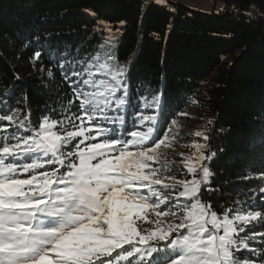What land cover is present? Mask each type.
Wrapping results in <instances>:
<instances>
[{"label": "snow or ice", "instance_id": "6c2138e0", "mask_svg": "<svg viewBox=\"0 0 264 264\" xmlns=\"http://www.w3.org/2000/svg\"><path fill=\"white\" fill-rule=\"evenodd\" d=\"M93 33L94 55L78 46L50 53L53 67L41 64L49 78L58 69L70 89L59 109L46 105L31 121L20 107H28L27 92L16 107L0 108V264H264V187L244 209L218 216L201 199L214 191L204 161L217 152L195 144L183 178L162 163L157 150L171 143L170 129L160 136L169 111L163 89L144 88L134 59L121 63L120 29L98 20ZM15 87L0 82L5 101Z\"/></svg>", "mask_w": 264, "mask_h": 264}, {"label": "trees", "instance_id": "16d2710c", "mask_svg": "<svg viewBox=\"0 0 264 264\" xmlns=\"http://www.w3.org/2000/svg\"><path fill=\"white\" fill-rule=\"evenodd\" d=\"M222 1L223 10L202 12L170 0H0V82L16 85L7 101L0 89V108L16 107L27 92L28 107H20L31 121L47 114L46 105L59 109L70 89L58 69L49 78L41 64L53 67L50 53L75 54L78 46L94 55L100 37L93 29L103 21L120 29L121 63L134 59L144 88L163 89L167 97L160 136L192 105L208 118V153L217 156L208 162L214 191H204L203 202L219 216L227 208L244 209L264 187V0ZM42 45L45 54L33 66ZM145 114L160 118L155 110Z\"/></svg>", "mask_w": 264, "mask_h": 264}, {"label": "rangeland", "instance_id": "374dc122", "mask_svg": "<svg viewBox=\"0 0 264 264\" xmlns=\"http://www.w3.org/2000/svg\"><path fill=\"white\" fill-rule=\"evenodd\" d=\"M152 1L158 5H167V0ZM170 1L179 2L202 12H219L224 8V2L222 0ZM249 13L252 14V9ZM196 108H198L196 105H192L174 120L175 123H173V121L171 122L168 127V129H170L169 140L171 143L167 146L162 145L156 153L162 163L167 161L176 165L179 169H182V171H177V168H173V171L176 172L178 178H183V172H186V169L183 168V164L181 163L185 157L192 158L187 161L188 163H195L194 154H198L197 149L194 147L195 144H205L206 146L203 149V152L205 155H210L208 153L207 142L203 139V136L197 137L195 135L197 131L206 134V126L208 122V118L203 114V112L198 110L199 108ZM204 163L208 164V161H204ZM187 178L191 179L192 177L188 176Z\"/></svg>", "mask_w": 264, "mask_h": 264}]
</instances>
